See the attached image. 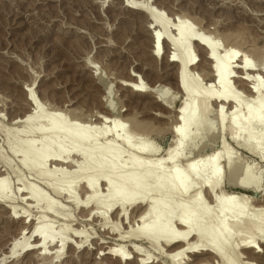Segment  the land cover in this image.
<instances>
[{"label":"rangeland","instance_id":"374dc122","mask_svg":"<svg viewBox=\"0 0 264 264\" xmlns=\"http://www.w3.org/2000/svg\"><path fill=\"white\" fill-rule=\"evenodd\" d=\"M130 1L0 0V178L5 176L4 178L10 180L9 193L7 195H10L8 196L10 197L8 198L9 201L11 199L10 205L13 203L12 207L14 206V209L12 207L9 209L3 206L5 204L2 205L0 202V264L41 263L33 253L34 251L30 250L29 252L26 248L24 250L23 245H21L23 250L19 246L12 249L13 242L17 240H21L20 242H22L25 237L30 236L34 224L32 221L44 213L39 208L41 207L40 205H35L32 200L23 198L25 193L23 190L22 192L19 190L20 185L17 181V175H20L25 180H23V183L25 182L27 185L32 184L38 193L51 198L50 201L55 202L56 200L58 209L65 210L69 215L68 219H62L58 218V216L44 213L46 218H48L47 221L52 223L51 232L56 236L55 241H58L59 237H61L64 229L63 226L65 225L69 227L67 231H70L68 236H70L71 240L73 238L74 241H77L75 239L79 240L82 237L83 239L85 237L87 239L84 247L75 249L76 251L69 250L66 244L59 257L55 258L52 256V254L55 256V250L53 251L49 248L53 251L52 253L48 250L53 259L50 260L52 258L50 256L49 261H42L43 263L41 264H133L129 262L131 259L126 263L124 261L120 263L106 261L102 256L97 255L96 248L100 245V242H106L105 245L107 246L118 245L122 242L134 256L136 254L133 251V246L138 245L141 250L143 249L141 252L144 251L139 254L146 255L145 253H148L152 257L150 258L151 261L155 259L158 260L159 264H172L165 256L166 254H164L169 253L167 252L169 251L168 246H163L162 243L160 246L165 252L161 256V253L147 241L135 240V238L123 240L115 236V233L118 231L125 233L127 229L135 228L133 226L136 225L135 222L132 224L128 221L130 219L133 221L132 219L137 218L135 215L137 216L138 213L134 209L142 205L140 204L142 201L138 200L137 203L135 202L131 206L124 205V208L127 210L126 219L129 217L126 223H122V215L119 216L117 214V205H115L108 212L110 217L109 223L104 225L99 216L91 215L90 211L87 212L92 207L91 203L87 206H76L66 201L65 197L63 198L64 195L56 196L48 188L47 181L36 179V176L31 174L34 172L30 173L19 162L22 159L23 152L21 151L27 150L28 137L32 139L37 135L33 134L34 137H32L30 132V135L26 134V124L28 123L31 126L32 123L20 121L26 113L33 109L28 101V99H32V95L35 98L34 103L38 107L37 111L39 112L42 109L44 112H49L50 114L58 113L59 115L56 117L60 116L62 128L65 125L68 129L67 131L73 137L76 135L78 138L79 135L83 134L85 137L90 138L96 132L100 134L103 130L105 131L106 129H103V125L96 127L98 121L95 115L101 111L103 112L113 102L114 105L111 108H115L116 115H119L123 124H127L124 127L130 130L128 132L135 131L128 135L131 138L130 142L139 143L144 147L148 145L150 147L154 146L157 156H163L168 148L174 146L178 134L172 133L170 127L174 122L178 106L184 100V96L177 86V67L175 64L168 62L166 58H162L163 52L155 57L152 55V42L148 32L153 30L151 29L153 26L150 25L143 13L129 8ZM135 1L140 5L148 3L153 10L155 9L154 11L162 12L158 14L163 15L164 19L171 23L172 28L176 27L175 24H178V20H187L188 26L184 27V33L189 31V33L198 34L203 39L213 41L218 56L224 57L226 52H228L227 48L232 46L231 48L233 49L234 47L239 49L241 58L245 56L243 59H247L255 66L257 63V66H264V0ZM127 4L129 5L127 6ZM170 28L169 31L172 29ZM195 49H197L196 55L198 57H196L197 59L195 58L194 63H197L192 67L191 74H195L196 78L195 75H191L193 76L194 83L189 81V86L191 84L193 86L196 83L200 87L204 86V89L207 88L205 83H202L205 80L201 81L204 76V66L202 63L204 54L197 47ZM240 56L238 55L237 58ZM257 66L255 69L256 71L260 70L261 74L257 72L258 77L256 78L261 80L264 86V72L262 71V67ZM200 69H203V71ZM94 71L100 74L112 88L109 102L106 101L104 96V89L98 86L93 78L92 72ZM200 73L202 75H199ZM230 73L229 81H232L231 83L236 87L238 92L244 91V93L239 92L242 100L253 104V99L247 96L244 86L240 85L242 82L238 81L236 76L238 73ZM130 74L138 76L137 79L139 82L141 80L147 94H133L130 90L120 87L118 82L120 80H128ZM200 76L202 78L199 79L201 81H199V84L197 79ZM234 80L236 81L234 82ZM192 86L191 89L193 91L194 87ZM159 99L162 102H159ZM156 113L162 114L166 118H159L153 115ZM225 114L226 117L223 118L221 126L222 130L217 128L215 116L212 115L214 118L210 116L208 128L202 131L200 137L193 142L194 144L192 143L186 155L191 159L193 158V160H198L209 153H215L217 150L223 151L219 162L209 168L214 169L216 166L222 168L224 165L227 167L228 162H231V165L246 163L247 166L254 169L255 176H257L256 185H253L252 190L254 188L256 189L254 192L261 190L264 186V132L254 135L244 127L235 126L232 127L234 136L230 137L228 129L232 125H230L231 120L228 119L231 115ZM34 119L30 120V122H33ZM94 124L95 129L93 128ZM28 128L29 126H27ZM126 128L123 129L126 131L122 130L121 133L128 134ZM216 128L219 130V133H217ZM131 129L133 130L131 131ZM211 136H213V139L207 142L203 150L197 152L201 143L206 141V139L208 140ZM17 138L20 139V145L18 146L20 153L18 152V156L11 152V148L14 146ZM40 143L38 142L34 146V151L31 155L35 163L42 154L40 147L42 144ZM130 151H133L137 155V149L127 150L124 152L126 154L124 155L123 153L122 155L123 157L125 156L122 162L119 161L121 164L113 166L116 169L111 166L109 167L114 170L129 168V164L126 161L127 152L128 155L130 154L129 156H134ZM48 152L49 155L46 151L47 158L49 159V156L52 158L47 163L48 169L53 168L54 162L60 163L58 161L60 159H56L58 156L62 157L68 153L55 147L50 150L48 149ZM55 155L58 156L56 157ZM66 156V162H61L58 166L55 163V166H61L54 173L57 178H60V175L65 172H60L59 170L64 169L69 172L68 175H71L75 169L77 172L79 164V168H84L81 166L84 158L81 153L72 151ZM127 158L129 159L128 156ZM72 163L78 164L76 165L77 168ZM5 164L9 166L7 167ZM72 166L75 167L73 171L71 170ZM183 168L185 169V166ZM209 168L201 169L198 172V177L209 176ZM113 169L112 171H114ZM78 171L77 173L81 174L80 170ZM149 172H155L161 180L165 179V176L159 172V168L157 167L151 168ZM251 175L254 176V174L246 172L244 176L242 175L235 181V184L233 183L234 186L222 178V188L225 192H232L231 194L235 196H240L241 194H245L247 197L251 196L254 192L244 188V184L249 182ZM69 179L71 178L67 176V179L60 183L59 188L62 186V189L64 187V190H66L67 184L70 181ZM66 180L68 181L65 182ZM0 181V184H2V180ZM80 183L78 182V185H81ZM242 184L243 186H241ZM98 186L99 190H101V187L104 188V186L100 187V182ZM150 187L145 188V192L155 194L156 192L153 187ZM62 189L60 190L63 191ZM199 189L198 185H194L190 189V195H193ZM203 189L201 188V194ZM153 190L154 192L152 193ZM84 192L86 193V189L81 187L78 188L74 195L82 201L83 196H85ZM103 193L105 195L99 198L100 203L108 201L109 196L106 195V192ZM157 194L160 195L162 193L157 192ZM179 195L176 194L173 197L175 203L169 207L168 213L173 215L178 213L180 209L179 204L181 201L183 202L182 197ZM200 201H203L202 198L194 201L190 210L191 216L196 215V210L206 212L207 205H203ZM12 209L15 212L11 211ZM133 212L134 215L131 216ZM112 215H114V218ZM25 217L31 221H26L27 218ZM46 218L43 219L46 220ZM29 222L33 224L31 223V225ZM36 222L37 220H35ZM114 225L116 231L112 232L111 226ZM72 230L77 231V233L72 232ZM29 240L33 241L32 238ZM54 242L53 244L56 245V242ZM52 245L49 247H52ZM11 250H13V256L10 253ZM49 252L47 255H49ZM29 257L32 258V261ZM189 259L183 260L185 261L183 264H197L200 257L189 256ZM241 263L239 262L238 264Z\"/></svg>","mask_w":264,"mask_h":264},{"label":"bare ground","instance_id":"6f19581e","mask_svg":"<svg viewBox=\"0 0 264 264\" xmlns=\"http://www.w3.org/2000/svg\"><path fill=\"white\" fill-rule=\"evenodd\" d=\"M129 4V8L143 13L150 25L153 26V28H151L153 30L148 32L152 42V55L155 57L163 52L162 58H166L168 62L175 64L177 67V86L183 94L184 100L181 102L180 106H178L175 112L174 122L170 127L172 133L178 134L174 146L168 148L163 156H157V151L154 146L150 147L148 145L144 147L139 143L130 142L131 138H129L128 135L135 131L131 129V131H133L128 132L129 129L124 127L126 123L123 124L119 115H116L115 108H111V106L113 107L114 105L113 102L111 106L108 105L103 112L101 111L95 115L98 121H96L98 123L96 127L103 125V129H106L105 131L103 130L100 134L96 132V134L90 136V138L85 137L83 134L79 135L78 138L76 135L73 137L69 134L65 125L62 128L60 116L56 117L59 115L58 113L50 114L49 112H44L42 109L41 111L39 110V112L37 111L38 107L35 105V98L32 95V99H28V101L33 109L26 113L20 120L24 123L29 121V124H32L31 126L28 125V123L26 124L29 126L28 129L27 126H25L28 132L26 130L21 131H26L25 133H28V135L31 133L32 137H34L33 134L37 135L32 139H30L31 137H28L29 139L27 138L29 140L27 142V150L21 151L23 152L22 159L19 161L21 162V166L30 173L34 172L31 174H34L36 179L47 181L48 188L56 196L64 195L63 198L65 197L66 201L76 206H87L91 203L92 207L90 210L88 209L87 212L90 211L91 215L99 216L104 225L109 223L110 217L108 212L115 205H117V214L119 216L122 215V223H126L129 217L126 219L127 210L124 208V205L131 206L135 202L137 203L138 200L142 201V203H140L142 205L136 208L134 207V210L138 213L137 216L135 215L137 218L132 219L133 221H131V219L128 221L132 224L135 222L136 225H133L135 228L132 227L131 229H127L125 233L118 231L115 233V236L123 240L126 238H135V240L140 239L147 241L161 253V256L162 253L165 252L160 246L162 243L163 246H168L169 251L167 252L169 253L164 254H166L165 256L172 264H183L185 263L183 260H188L189 256L200 257L197 264H238L239 262L246 264H264V186L261 190L255 192V188L252 190L257 180L254 169L247 166L246 163L231 165V162H228L227 167L224 165L222 168L217 166L214 169L209 168L213 164L219 162L221 154L223 153V151L219 150L215 153H209L198 160H193V158L191 159L186 155L192 143L200 137L203 130L208 128L210 116L212 115L215 116L217 120V128L219 130H222L221 126L223 124V118L226 117L225 113L231 115L228 119L231 120L230 125H232L228 129L230 137L234 136L232 127L235 126L244 127L248 132L254 135L264 132V86L263 82L256 78L258 77L257 72L260 73V70L256 71L255 69L258 63L255 66L247 59V61L243 59L245 56L241 58L242 56L239 54V49L235 47L233 49L231 48L232 46L227 48L228 52H226L224 57L218 56L213 41L210 39H203L198 34L189 33V31L184 33V27L188 26L187 20H178V24H175L176 27L174 26L175 28H172L171 23L165 20L163 15L158 14L162 12L154 11L155 9L153 10L148 3L140 5L136 3V1L134 2V0H131ZM129 4H127V6ZM169 28L171 29V33ZM196 47L204 54L202 59L204 71L200 69L204 72V76L203 78L200 76L197 79L199 84L202 80H205V82L202 81V83H205L207 86V88L204 89V86L200 87V85L198 86L195 83L197 85V87H195V84V86L191 84L192 82L194 83V79H192L193 76L191 75H195L191 74V70L197 63H194L195 58L198 57L196 55ZM238 55L240 56L239 58H237ZM258 66H260V68L262 67V71L264 72V66ZM230 72H232V74H240L236 75L238 81L242 82L240 85L242 84V86H244L247 96L253 99V104L242 100L239 92L244 93V91L241 90L238 92L236 87L231 83L232 81H229ZM201 73L199 75H202ZM92 75L96 84L104 89V96L106 101L109 102L112 95L110 84L106 83L103 77L96 71L92 72ZM137 78L138 76L136 74H130L128 80H120L118 83L121 88L130 90L133 94H147L142 85L143 83L141 80L139 82ZM199 79H201V81ZM189 81L191 82V86L194 87L193 91L191 86H189ZM235 81L236 80H234V82ZM102 100H104V98H102ZM159 100V102H162L161 99ZM153 115L159 118H166L162 114L156 113ZM32 119H34L33 122H30ZM90 125L93 126L91 123ZM93 128L95 129V124ZM124 128L127 129L128 134L121 133ZM59 129H61V131H59ZM218 129L217 133H219ZM212 133L214 134V132ZM212 139L213 136L203 141L197 149L198 151H196L199 152L203 150L207 142ZM38 142L42 144V146H40L42 154L35 163L31 155L34 151V146ZM19 145L20 139L17 138L14 146L11 148L12 154L18 156L17 154L20 153ZM54 147L68 152L65 156L69 155L72 151L81 153V155L84 156L83 165L81 164L84 168H79L80 164L78 166V170H80L81 174L77 173L79 172L78 170L77 172L75 171V167L78 164L72 163L75 164V167L72 166L71 169L72 171L75 169L73 173L68 175L69 172L66 170H59L60 172H65L60 175V178H57L54 173L57 168L61 167L57 166L60 165L61 162H66L67 156L65 157L63 155L64 157H59L57 155L58 158L56 159L62 160H58L60 162L59 164L58 162H54V166L55 163H57V166H53L54 169L56 168L55 170L53 168L48 169L47 163L49 159L52 158H50V156L49 159L47 158L46 151L49 155L48 149L50 150ZM133 148L135 150L137 149L138 152L136 151L137 155H135L133 151H130L134 156H129L130 154L128 155L127 152L129 159L126 156V161L129 164V168L125 166L127 169L123 170V168H118L119 170H114L116 168L113 166L121 164L119 161L122 162L125 157L122 156L123 153ZM125 154L126 153H124V155ZM5 165L7 166V164ZM183 166H185V169ZM153 167L159 168V172L165 176L164 180H161L159 175L155 172H149ZM207 167L210 170L209 176L198 177V172ZM141 168L142 170H140ZM112 169L114 171H112ZM246 172L254 174V176H250L251 179L249 182L244 184L246 190L250 189L251 192H254L251 196L247 197L245 194L243 195L246 197L242 194L240 196H235L231 194L232 192H225V190H223L222 178L233 185V183L235 184V181L242 175L244 176ZM67 176L71 178L69 179V184L66 183L68 186L65 184L67 189L64 190V187L62 189V186L59 188L60 183L67 179ZM4 177H2L3 179L0 178V180H2V184H0V202L2 205L5 204L3 206L10 209L13 205V203L10 205L11 199L10 201L8 199L10 195H7V193H9L10 180ZM23 180L24 179H22L20 175H17V181L20 185L19 190L20 192L23 190L25 193L23 198L32 200L35 205H40L41 207H37L41 208L45 214L58 216V218L60 217L62 219L69 218L65 210L62 211L58 209L56 200L55 202L52 200L50 201L51 198L41 195L35 190L32 184L27 185L25 182L24 184ZM67 181L68 180L65 182ZM78 182H81V185H78ZM99 182L100 187L104 186V188L101 187V190H99ZM194 185H198L200 189L196 191V193L194 192L193 195H190V189L194 187ZM148 186H151L150 188L153 187L156 193L150 194L145 192V188H149ZM241 186H243V184ZM81 187L86 189L82 201L77 199L76 195H74L78 188ZM201 188H204L202 194ZM103 192H106V195L109 196L108 201L100 203L99 198L105 195ZM157 192L162 194L159 195ZM176 194L182 197L183 202L181 201L179 204L180 209L178 213L173 215L168 212L169 207L175 203L173 197ZM200 198L203 200L200 202L203 203V205H207L208 208L206 212L196 210V215L191 216L190 210L192 205L194 201H198ZM13 209L11 211H14ZM43 215H39V218L34 217L37 222L35 223V220L32 221L34 224L31 222L33 227L30 236L23 237L24 239L22 242H20L21 240L13 242L14 247L12 246V249L23 245L22 247L24 250L28 249L29 252L30 250L34 251L33 253L37 256L38 260L43 263L42 261H49L52 256L54 258L59 257L66 244L71 251L82 246L84 247L87 241L86 237L84 239L82 237V239L79 240L75 239L77 241H74L73 238L71 240L70 236H68L70 231H67L69 227H66V225L63 226L64 229L63 231L61 230L62 235L56 242V236L51 232L52 223L47 221L48 218H46V215ZM133 215L134 212L131 216ZM112 216L114 218V215ZM29 218H27L26 221H29ZM43 218H46V220ZM111 229L112 232H115V225L111 226ZM72 232H75V230H72ZM75 233H77V231ZM31 238L33 241L29 240ZM30 241L32 242L30 243ZM54 241L56 245L53 244ZM105 243L106 242L99 243L100 245L96 248L97 255L102 256L106 261H112L111 263H120L123 261L126 263L131 259L129 262L133 264H159L158 260L154 259V261L157 262L151 261L150 258L152 257L148 255V253H145L146 255L139 254L144 251L141 252L143 249L141 250L138 245H132L133 251L136 254V256H134V254L127 250L128 248L123 245L122 242L113 246H107ZM51 245L52 247H49ZM128 246L130 247V245ZM22 247L21 250H23ZM49 248L53 251L55 250V256L53 254L51 256L50 252L53 253V251ZM12 252L13 250L10 251L11 254ZM29 252L27 253L29 254ZM48 252L49 255H47ZM53 257L50 260H52ZM69 257L71 258V256ZM31 259L32 258H30V260Z\"/></svg>","mask_w":264,"mask_h":264}]
</instances>
